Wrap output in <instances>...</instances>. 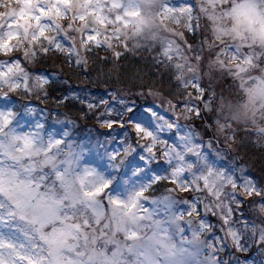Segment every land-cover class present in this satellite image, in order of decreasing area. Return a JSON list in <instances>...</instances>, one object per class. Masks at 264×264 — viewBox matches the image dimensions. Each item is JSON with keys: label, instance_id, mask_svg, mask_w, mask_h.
Returning <instances> with one entry per match:
<instances>
[{"label": "clouds", "instance_id": "obj_1", "mask_svg": "<svg viewBox=\"0 0 264 264\" xmlns=\"http://www.w3.org/2000/svg\"><path fill=\"white\" fill-rule=\"evenodd\" d=\"M0 264H264V0H0Z\"/></svg>", "mask_w": 264, "mask_h": 264}]
</instances>
